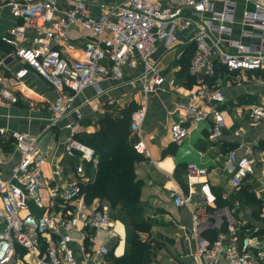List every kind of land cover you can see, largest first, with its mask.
Listing matches in <instances>:
<instances>
[{"label": "built area", "instance_id": "2783aa9c", "mask_svg": "<svg viewBox=\"0 0 264 264\" xmlns=\"http://www.w3.org/2000/svg\"><path fill=\"white\" fill-rule=\"evenodd\" d=\"M0 1L15 19L21 20L20 25L0 36V43L7 48L6 55L0 57V71L9 61L17 66L9 76L0 73V101L15 104L17 96L11 86L32 71L55 94L50 126L64 119L63 128L68 132L61 161L51 155L52 148L43 151L37 137L0 128V138L11 141L16 155L7 177L0 178V264H15L17 260L22 264H80L79 257L83 264H106L115 221L106 203L85 200L83 187L90 180L87 168L96 165L97 156L92 147L75 138L81 121L79 110L73 106L75 96L91 87L99 94L100 81L119 80L123 67H140L137 80L141 93L129 128L136 152L146 156L148 95L166 85L174 92L180 90L174 78H166L157 69L159 48L168 51L176 44L177 33L193 25L188 76L195 87L188 90L187 102L176 103L181 118L170 126V137L180 146L188 137L183 123L199 125L209 120L205 138L216 140L224 126L219 107L226 101L213 85L219 69L236 83L243 75L252 79L254 73L264 71V0H244L252 8L242 12L243 29L236 39L231 36L235 16L230 0H222L221 12H211L216 0H110L100 4L104 12L100 17L88 13L91 0H64L62 9L61 0ZM57 12L61 16L57 17ZM71 25L89 35L81 59L67 57L75 51L68 37ZM28 28L35 35L31 47L24 45ZM247 116L250 122H259L264 117V106H247ZM259 161L264 165V152L260 160L251 151L242 155L235 149L228 152V163L234 168L230 177L234 191L243 188ZM5 163V158H0V165ZM44 164L50 167L49 176L43 173ZM204 174V169L188 163V189ZM197 194L195 202L191 192L184 193L178 187L170 191L174 206L190 208L194 255L199 263L264 264V247L257 245L264 237L257 230L252 236L242 237L228 209L213 207L215 197L205 182Z\"/></svg>", "mask_w": 264, "mask_h": 264}, {"label": "crops", "instance_id": "0c3cea01", "mask_svg": "<svg viewBox=\"0 0 264 264\" xmlns=\"http://www.w3.org/2000/svg\"><path fill=\"white\" fill-rule=\"evenodd\" d=\"M230 1L234 3L235 16L231 24V36L236 39L243 29L240 24L242 12L252 7L244 0ZM110 2V0H91L88 13L100 17L104 13L100 10V4ZM222 5V0H216L211 12H221ZM62 6L65 7L64 0L60 2L61 9ZM184 11L189 12L188 9ZM210 14H206V17ZM56 16H61V12H57ZM20 24L21 20L15 19L10 14L9 7L0 1V36L8 28ZM193 30L192 25L187 30L178 32L176 44L172 45L168 51L159 48L157 69L166 78H174L180 85V90L174 92L167 85L162 86L150 93L146 102L144 130L148 154L146 156L139 154L142 160L135 164V175L142 185L140 205L144 219L149 224V231L140 233V239L158 242L151 264H200L194 255L195 244L191 234L190 208L176 207L172 203L170 191L176 187L184 193L191 192V197L196 202L197 191L205 182L215 197L213 207L229 210L232 207L226 205L225 202L232 200L235 193L245 199L242 195L247 192L259 200L261 206L257 212L245 204H236V207L231 209L235 216L237 212L242 213L241 217L238 213L235 219L239 232L241 231L240 235L242 237L252 236L251 233L257 230L259 235L264 237V165L259 161L253 173L245 179L243 188L236 192L230 184L234 168L228 163V152L232 149H235L238 155L251 151L257 160H260L264 152V117L259 122L253 123L247 116V106L251 104L264 106V71L254 73L252 79L243 75L241 82L236 83L229 81L226 72L219 69V78L213 85L222 92L226 100L225 104L219 107L224 123L221 135L214 141L205 138V128L207 125L210 126L209 120L199 125L183 123L188 130L187 139L180 146L171 142L170 126L181 118L178 115L176 103L187 102L190 97L188 90L195 87L193 79L187 76V63L183 64L180 60L183 55L191 54L190 38ZM25 37L24 45L28 47L35 45V35L31 28L26 29ZM68 37L75 46V51L68 53L67 57L70 60L81 59L83 57L81 49L89 39V35L79 27L71 25L68 28ZM6 49L0 43V57L6 55ZM214 57L213 53L211 59L214 60ZM16 67L14 62L9 61L7 68L0 73L3 72L4 75L9 76ZM140 73V67H123L122 77L119 80L100 81L97 84L99 94L93 87L78 93L73 101V106L81 114L77 134H91L97 131L100 119L109 111L108 107L113 106L112 112L120 116V111L126 106L132 102L137 104L141 93L140 83L137 80ZM11 89L17 96V102L10 104L0 101V128L37 137L39 147L43 151L52 148L53 154L51 155L62 161V144L68 132L63 128L66 122L64 119L60 120L55 127L50 126L52 117L50 107L55 98L52 87L30 71L21 82L12 85ZM109 101L112 103L110 104ZM0 158L6 160L5 164L0 165V178L2 179L7 177L11 165L16 162V155H13L10 140L0 138ZM188 163H193L205 170L204 176L196 180L191 189H188L186 182ZM42 170L45 176L50 175L48 164H44ZM90 174L88 167L89 179ZM249 229H252L251 233ZM205 235L212 239L211 234L206 233ZM99 238L101 240L102 236L100 235ZM223 242L227 244V239ZM256 242L253 241V243ZM111 243L109 246L112 256L121 257L126 249L125 230L124 226L117 221L112 231ZM257 245L264 247V240L258 242ZM19 254L21 256V252ZM77 259L80 264H83L80 257ZM15 264H22V262L17 260ZM86 264H92V262Z\"/></svg>", "mask_w": 264, "mask_h": 264}, {"label": "trees", "instance_id": "16d2710c", "mask_svg": "<svg viewBox=\"0 0 264 264\" xmlns=\"http://www.w3.org/2000/svg\"><path fill=\"white\" fill-rule=\"evenodd\" d=\"M190 55L187 54L188 58L183 60V64L187 63L188 66ZM136 107L132 102L120 111V116L112 112L113 106L108 107L109 111L100 119L97 131L75 136L92 147L97 156L93 178L83 187L86 202L98 200L106 203L112 219L124 226L126 249L121 257L107 259L108 264H151L158 246V242L142 241L139 236L149 231V224L140 205L142 185L135 175V164L142 157L134 148L129 128L130 116ZM233 197L230 201H224L229 207L245 204L256 212L260 210L259 200L247 192L242 195L245 199L236 193Z\"/></svg>", "mask_w": 264, "mask_h": 264}, {"label": "rangeland", "instance_id": "374dc122", "mask_svg": "<svg viewBox=\"0 0 264 264\" xmlns=\"http://www.w3.org/2000/svg\"><path fill=\"white\" fill-rule=\"evenodd\" d=\"M187 58H188L187 55H183L182 57H180V60L183 61V60H185V59H187ZM95 169H96L95 165L92 166V167H90V171H91L90 178H91V179L93 178L94 170H95ZM231 209H232V208H231ZM231 209H230V210L228 209V211L230 212V214L233 216L234 219H236V216H237L238 213H239V216L241 217V214H242L241 212H237V213H236V216H235L234 211H231ZM249 232L251 233V232H252V229H249ZM111 244H112V243H111ZM111 250H112V248H111ZM110 257H112V251H111L110 254L106 257V261H105V262H107V259H109Z\"/></svg>", "mask_w": 264, "mask_h": 264}]
</instances>
